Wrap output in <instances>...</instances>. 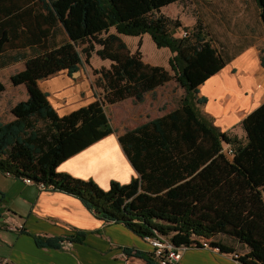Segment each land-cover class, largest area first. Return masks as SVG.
Returning a JSON list of instances; mask_svg holds the SVG:
<instances>
[{"label":"trees","instance_id":"1","mask_svg":"<svg viewBox=\"0 0 264 264\" xmlns=\"http://www.w3.org/2000/svg\"><path fill=\"white\" fill-rule=\"evenodd\" d=\"M44 1L47 21L58 22L68 41L28 58L24 69L10 77L13 86H25L27 99L10 109L11 121L0 122V173L72 196L97 219L122 224L142 239L165 236L181 248L205 240L221 253H234V244L246 250L239 263L264 264V103L241 122L245 142L199 114L196 105L205 99H196L197 88L225 62L201 25L193 40L176 38L169 30L161 9L187 0ZM255 2L264 29V0ZM26 6L24 0H0V56L15 42H28L27 35L34 39ZM143 35L158 49L169 50L173 76L164 67L144 63L140 51L130 53L121 39ZM93 54L110 62L98 71L102 97L60 116L38 82L60 72L72 77ZM172 79L185 93L180 107L118 137L137 175L128 184L110 181L103 190L91 179L57 172L62 162L113 134L105 105L126 99L142 103ZM4 90L0 82V94ZM224 145L233 148L231 159L222 153ZM220 236L233 243L225 244ZM81 237L75 232L34 240L41 248L61 249L64 241Z\"/></svg>","mask_w":264,"mask_h":264},{"label":"crops","instance_id":"2","mask_svg":"<svg viewBox=\"0 0 264 264\" xmlns=\"http://www.w3.org/2000/svg\"><path fill=\"white\" fill-rule=\"evenodd\" d=\"M24 1L30 8L26 18L30 28L27 29H32L34 39L30 40L31 36L27 35L28 42H15L1 54L0 71L11 70L10 77L24 69L28 58L68 41L58 22L47 21L50 19L44 0ZM189 1L196 14L192 15L193 21L188 25H184L179 16L163 13L166 7L160 14L177 20L181 27L201 25L206 40L225 62L217 74L197 88L196 99L204 98L205 102L196 108L213 127L245 142L241 122L264 103V29L259 9L255 0ZM186 2L188 0L174 3L180 6L181 14ZM129 51L134 53L132 49ZM77 73L69 77L66 72H60L38 82L39 89L60 116L88 105L63 106L70 98H79L81 86L76 82ZM10 77L9 84L0 81L5 87L0 97L11 93L5 104L9 108L0 112L3 123L13 119L10 109L27 99L25 86H13ZM15 93L21 94V99L11 103L16 98ZM3 113H6L4 119ZM113 131L62 162L57 172L91 179L103 190L108 189L110 181L128 184L137 175L118 142L124 131L115 128ZM7 224L22 225L23 231H9ZM75 232H82L83 237L73 242L64 241L61 249L41 248L34 240L35 237L62 239ZM152 252L144 239L122 224L97 219L76 198L41 190L34 184H25L22 179L0 173V264H158ZM234 254L238 253H221L194 246L181 251V258L175 264H241L233 258Z\"/></svg>","mask_w":264,"mask_h":264},{"label":"rangeland","instance_id":"3","mask_svg":"<svg viewBox=\"0 0 264 264\" xmlns=\"http://www.w3.org/2000/svg\"><path fill=\"white\" fill-rule=\"evenodd\" d=\"M184 4L185 11L183 14L180 13V6H177L176 4L166 7L162 12L179 16L180 21L184 25H188L193 21L196 11L195 9H192L191 6L193 3L191 1L188 0V2ZM168 19L170 20L169 30L174 33V37L182 38V33L184 31H188L189 36L186 38L188 40H193L196 24L191 27H181L180 25V27L175 28L174 22L177 20L172 18ZM123 42L134 52L139 50L144 63L164 67L169 72V74L173 76V72L169 69L167 64L168 55L170 53L169 50L164 48L158 49L148 35L141 37H123ZM109 65L110 62L101 61L93 54L89 59V64L87 65L84 63L79 73L76 74V82L81 86L78 93L79 98L72 97L69 99V101H65L63 106H67L68 104H71L70 107H73V104H75V106L79 104L86 105L101 98L103 91L98 83V78L100 77L98 71L102 68L107 69ZM11 73V70L7 69L0 71V81L9 84V77ZM184 94V90L172 79L162 87L157 88L153 93H148L142 103H136L132 99H126L114 105H105L104 111L113 128L126 132L128 130L134 129L144 122L146 123L155 118L162 117L179 108ZM15 96L16 98L11 100V103L21 99V94L17 95L15 93ZM10 97L11 93L8 92L0 97V112L9 108L8 104H5ZM61 101L62 100L59 99V103H62ZM4 114L6 113L1 115L3 119V116H5ZM241 141L243 142L242 138ZM218 239L223 240L227 245H231V243H233L228 237L225 236H220ZM232 245L234 248H236L235 251L240 256L246 252L244 248L235 246L234 244Z\"/></svg>","mask_w":264,"mask_h":264},{"label":"built area","instance_id":"4","mask_svg":"<svg viewBox=\"0 0 264 264\" xmlns=\"http://www.w3.org/2000/svg\"><path fill=\"white\" fill-rule=\"evenodd\" d=\"M189 36L188 31H184L182 33V38H186ZM222 153L229 159L233 157L234 151L230 145H224L222 149ZM25 184L32 185L30 183V179L24 178L22 179ZM39 189L43 190V186H37ZM6 229L9 231H23V226H13L11 224H7ZM153 249V257L158 261V264H175L181 258V251L186 250L187 248H180L174 246L169 238L165 236L155 235L154 237H147L144 239ZM63 245V243H62ZM194 247V246H192ZM199 247L209 250H214L219 252L218 248H212L209 242H202L199 244ZM240 255L234 254L233 258L238 261Z\"/></svg>","mask_w":264,"mask_h":264},{"label":"bare ground","instance_id":"5","mask_svg":"<svg viewBox=\"0 0 264 264\" xmlns=\"http://www.w3.org/2000/svg\"><path fill=\"white\" fill-rule=\"evenodd\" d=\"M181 248V247H180ZM182 248H185V247H182Z\"/></svg>","mask_w":264,"mask_h":264}]
</instances>
